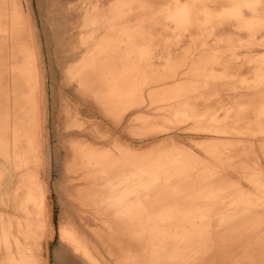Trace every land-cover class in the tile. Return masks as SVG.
I'll return each mask as SVG.
<instances>
[{
    "label": "rangeland",
    "instance_id": "rangeland-1",
    "mask_svg": "<svg viewBox=\"0 0 264 264\" xmlns=\"http://www.w3.org/2000/svg\"><path fill=\"white\" fill-rule=\"evenodd\" d=\"M161 148L168 181L203 169L219 175L215 209L257 208L215 229L228 242L204 264H251L249 249L264 264V223L248 224L264 215V0H0V264H88L69 222L103 264L140 252L78 197L109 190L98 217L128 216L123 201L163 190L164 172L121 165ZM86 156L102 167L90 179Z\"/></svg>",
    "mask_w": 264,
    "mask_h": 264
},
{
    "label": "crops",
    "instance_id": "crops-1",
    "mask_svg": "<svg viewBox=\"0 0 264 264\" xmlns=\"http://www.w3.org/2000/svg\"><path fill=\"white\" fill-rule=\"evenodd\" d=\"M170 151L171 148H161L148 152L130 151L129 161L131 163L122 164L121 173L128 175L135 171L136 177L141 172L162 170L164 172L163 175H154L158 179L164 178L163 182L165 185L163 190L160 191L143 192L135 190V196L123 201L125 203L120 210L122 212L127 211L129 214L121 220H111L108 210L107 217H98L97 209L99 208L95 206L98 202L97 198L100 201L106 200V203L110 205L112 194L109 190L101 191V193L106 195L105 198L103 196L94 197L95 192L90 196L91 199L86 201H81L80 195L79 197L77 196L79 205L86 208L88 206L85 207L83 204H89L90 210H84L87 213L92 212L94 219L101 221V226L108 229L111 235L115 234V229L120 232H126L131 235L130 238L137 240L143 245L140 252L123 251L117 259L119 264H204L211 261L215 263V257H213L214 260H208L207 257L209 255L212 256L218 245V247H223L228 242L226 237L218 236V231H215V229L227 226L229 222H233L240 215L257 210V208L252 206V201H245L244 205L231 209H215L214 200L218 198L219 175L215 176V179L212 177L210 181H205L203 169L200 170L201 172L196 171L182 179L168 181L172 177L171 172L174 171L172 168L175 165L167 163L158 165L155 162L162 154H170ZM115 182L129 187V183L132 181L124 178L121 180H107L105 183L109 185ZM209 182H211L212 187L210 192H208V187L205 186ZM137 183L149 184L151 181L140 180ZM90 184H86L85 188L101 187L102 180L92 181ZM123 192L126 193V191ZM205 199H209L210 202L205 201ZM137 204L140 208L136 207ZM259 205L264 209V201L260 202ZM134 207L135 211L133 210ZM210 209L209 214L206 213L205 215L203 213V210L208 211ZM85 211L84 213H86ZM130 213L132 214L130 215ZM262 223H264V215L253 216V220L248 222L250 227L259 226ZM244 225L246 223H240L236 224V227L241 228ZM101 226L93 231H99ZM62 227L60 231L68 229L67 231L73 232L76 245L70 242L68 244L75 252L83 256L85 262L88 264H103L99 258L100 253L95 249V246L79 233L81 230L77 225L69 222ZM96 235L100 237L98 236L99 232H96ZM79 247H82V249ZM250 250L245 252L244 257L245 260L254 264L257 262V258ZM263 262L264 260L261 263Z\"/></svg>",
    "mask_w": 264,
    "mask_h": 264
},
{
    "label": "bare ground",
    "instance_id": "bare-ground-1",
    "mask_svg": "<svg viewBox=\"0 0 264 264\" xmlns=\"http://www.w3.org/2000/svg\"><path fill=\"white\" fill-rule=\"evenodd\" d=\"M86 154V153H85ZM84 157V156H83ZM87 157V156H86ZM85 158V157H84ZM73 161V160H72ZM74 165H75V163L73 162V163H69V166H68V169H70V171L71 170H73V168H74ZM77 165V164H76ZM85 165V164H84ZM86 166H91V167H93L92 169H93V171H90L89 169L87 170V173L84 175L86 178H88V179H90L91 177H93V176H96L95 175V173L96 174H98V172L101 170V165L99 164V161H98V158H93L92 157V160L90 159V158H88L87 157V162H86ZM98 169H100L99 171H98ZM74 171V170H73ZM93 173V174H92ZM100 173V172H99ZM84 174V173H83ZM97 181V180H96ZM87 182H89V181H87ZM100 182V181H99ZM95 189V188H94ZM95 191V190H94ZM87 192H91V190L90 191H87ZM85 194H86V192H84ZM97 192L95 191V194H96ZM94 194V195H95ZM90 196H92V195H90V194H87V196L85 197V201L86 200H89V199H91V197ZM84 205V204H83ZM86 206H88V207H90V205L89 204H87ZM63 228V227H62ZM65 228V227H64ZM35 229V228H34ZM66 230H68V229H66ZM66 230H64V231H66ZM61 231H63V230H61ZM72 236H73V234H72ZM66 237V236H65ZM74 247V246H73ZM36 255V254H35ZM45 260V259H44ZM35 261H36V258H35ZM36 262H38V261H36ZM44 262V261H43ZM46 262V261H45ZM31 264V263H30ZM33 264V263H32ZM47 264V263H46Z\"/></svg>",
    "mask_w": 264,
    "mask_h": 264
}]
</instances>
